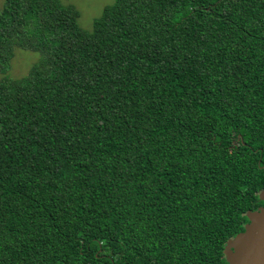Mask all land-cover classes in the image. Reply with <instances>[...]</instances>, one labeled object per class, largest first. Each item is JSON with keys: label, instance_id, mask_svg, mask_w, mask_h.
Returning a JSON list of instances; mask_svg holds the SVG:
<instances>
[{"label": "trees", "instance_id": "1", "mask_svg": "<svg viewBox=\"0 0 264 264\" xmlns=\"http://www.w3.org/2000/svg\"><path fill=\"white\" fill-rule=\"evenodd\" d=\"M78 18L0 5V264H226L264 205V0Z\"/></svg>", "mask_w": 264, "mask_h": 264}, {"label": "water", "instance_id": "2", "mask_svg": "<svg viewBox=\"0 0 264 264\" xmlns=\"http://www.w3.org/2000/svg\"><path fill=\"white\" fill-rule=\"evenodd\" d=\"M264 202V188L258 192ZM248 222L243 231L230 237L224 245L226 264H264V205L245 213Z\"/></svg>", "mask_w": 264, "mask_h": 264}, {"label": "rangeland", "instance_id": "3", "mask_svg": "<svg viewBox=\"0 0 264 264\" xmlns=\"http://www.w3.org/2000/svg\"><path fill=\"white\" fill-rule=\"evenodd\" d=\"M66 3L73 4L79 11L78 24L86 30L92 28L94 18L98 17L106 5L114 0H63ZM3 0H0V5ZM38 53L23 49H16L15 55L11 60L8 74L11 77H21L27 73L30 66L38 58Z\"/></svg>", "mask_w": 264, "mask_h": 264}]
</instances>
